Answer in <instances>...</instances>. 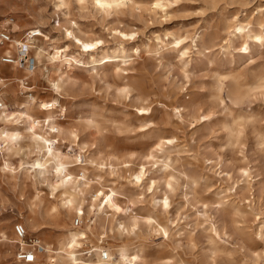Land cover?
I'll return each instance as SVG.
<instances>
[{
    "label": "rangeland",
    "instance_id": "rangeland-1",
    "mask_svg": "<svg viewBox=\"0 0 264 264\" xmlns=\"http://www.w3.org/2000/svg\"><path fill=\"white\" fill-rule=\"evenodd\" d=\"M158 1L166 7L156 6ZM64 2L0 0V19L12 20V40H29L34 49L28 58L35 67L19 64L16 80L4 82L14 100L1 90L0 98L14 112L29 106L40 121L47 114L56 119L65 131L57 147L81 158L88 169L92 187L86 201L98 174L103 176V192L115 191L102 216L106 231L98 238L85 231L83 259L89 256L87 249L99 245L113 254L106 264H128L118 254L122 246L129 256L137 253L135 264H264V88L254 84L264 77V36L260 42L245 36L232 43L230 28L235 21L252 19L253 29H258L264 24V0H121L119 7L106 11L92 0ZM178 36L187 37L180 49L172 44ZM244 42L249 43L248 55L236 49ZM39 47L51 54L53 47L67 49L88 66L93 65L90 55L99 59L125 54L131 64L123 72L116 61L98 62L97 68H62L69 81L58 97L49 82L47 56H34ZM4 67L13 65L0 62V79L8 76ZM26 77L30 79L22 88L18 81ZM236 83L245 89L241 104L227 97ZM124 87L127 94L121 93ZM144 103L151 115L139 118L136 108ZM197 111L207 117L196 119ZM68 130H77L76 141ZM158 139L171 143L156 152L155 164L147 157ZM32 157L22 151L17 159L30 162ZM141 164L146 180L155 181L153 192L146 180L137 187L129 178V169ZM243 170L250 172L249 186ZM168 175L173 178L170 188ZM15 177L16 186L0 174V228L6 240H13L11 226L16 222L34 234L28 228L31 218L41 228L34 235L51 249L67 230L86 227L87 220L74 227L77 217L63 209L56 218L43 215V209L57 203L46 185L35 186L41 195L31 204L32 186L21 175ZM164 197L166 208L160 202ZM120 223L128 227L122 234ZM45 259L42 251L35 263L45 264Z\"/></svg>",
    "mask_w": 264,
    "mask_h": 264
},
{
    "label": "bare ground",
    "instance_id": "bare-ground-1",
    "mask_svg": "<svg viewBox=\"0 0 264 264\" xmlns=\"http://www.w3.org/2000/svg\"><path fill=\"white\" fill-rule=\"evenodd\" d=\"M120 1L121 0H92V2L99 8L103 9V11L113 7H119L121 3ZM57 2L60 5H65L64 0H57ZM163 3L164 2L158 1L156 2V6L159 8L166 7V4ZM257 9L260 14L263 13L262 7H257ZM4 21L12 23L11 19ZM263 26L264 24L262 23L259 25L258 29L254 30L252 19H250L245 24L235 21L230 26L232 29L231 42L234 43V40L243 38L245 36L251 39V41L260 42L264 36ZM16 32L17 31H15V33ZM186 39L187 37L178 36L174 38L172 44L176 48L180 49L186 42ZM247 44L249 43H241L236 49H238V51L241 53L248 55L250 50ZM194 47L196 48L197 44H194ZM22 48H26L28 53L30 50L34 49L32 46H30L29 40L18 41L17 39L11 40L7 46L0 48V50H4V55L10 56L11 58L13 57L14 59V63L12 64L13 67L10 69L7 67L3 68L8 76H4V78L0 79L1 93L7 94V96L13 100L15 95L6 90L4 82L6 83L11 79L16 80L15 77L19 73L17 70L18 65L23 59H26L24 53L22 52ZM51 52L52 54L40 47L38 50L33 51L36 59H44L45 56H47L46 62L48 63L47 65H49V82L52 87V92L58 97L62 94L63 84L66 83V81H69V76L65 79L64 76H62L64 75L62 68L68 70L72 68H97L99 66L97 65L98 62L104 61L103 63L105 64L107 62L116 61V67H118L119 72H123L126 70L127 65L129 66L131 64L129 60L130 57L125 56V54L120 56H101L99 59H95L94 56L90 55V64L92 63L93 65L88 66L87 62H84L78 57L68 54L67 49H57L53 47ZM44 69L47 71V67H44ZM28 77L24 78V80L30 79ZM24 80L18 81L22 85V88L25 86ZM224 80L226 81L225 77ZM237 83L227 90V97L234 104H241L243 103L244 99H246L244 92L245 89L237 85ZM254 84L256 88H264V77L259 76L256 78V82ZM128 91L129 89L124 87L121 90V93L127 94ZM219 91L221 92V88ZM0 100L3 101V98H0ZM57 100V98H53L54 103H57ZM10 106L11 105H8L3 101V110L0 111V174L2 175L3 179L6 178L13 180V185L16 186L17 180L15 176L16 174H19L27 183L29 182V185L33 188L31 204H33V201L39 200L41 195V192L35 190V186L38 183L45 184L49 190L48 194L57 201V203L53 204L48 203L49 205H46L47 207L43 209L42 214L48 218H56L59 215V209H63L68 216L72 215L81 219V221L87 220L86 227L84 226L85 229L81 228L67 230V233L62 235V238L56 242L55 249H51L48 245L44 246L42 244L43 252L46 253L45 264H106L107 262L112 261L113 254L107 247L92 245L91 248L93 253L90 254L86 259H83L84 254L81 252L83 251L82 248L85 244V241L88 239L85 231L95 238L100 237L101 234L106 231L102 223V216L106 211L108 204L115 200L117 196L115 191L110 189L109 193H104L103 189L99 187L103 181V176L102 174H98L94 176L96 180V186H94L93 195L88 201H86L85 194L90 192L92 187L91 181H89L88 177V169L82 164L83 162L81 158H72L66 153H63L57 147L56 141L65 134V131L60 128V125L57 124L56 119L47 114L44 116L43 121H40L34 117L31 112L32 108H29V106H27L23 112H14L10 109ZM142 106L136 108V116L139 118H145L147 115H151V107H146L145 103V107ZM202 112L197 111L193 114V117L198 120L200 118L205 119L207 116ZM76 131H67L69 137L75 141L78 138V133ZM165 143H171V140L158 139L153 145L154 151H152L150 155L147 154V161L152 160L156 164V152L161 150V146ZM22 151H25L27 155H33L30 162L17 159ZM129 172V178L134 185L137 187H142L146 183L148 190L151 192L154 191L155 181L151 179L150 181L146 180L145 176L147 171L144 164H141L135 171H131V169H129ZM242 174L249 186L251 181L250 172L243 170ZM220 175L221 172L218 173L219 177ZM49 176H51L56 181H53L51 178H49ZM226 176L228 175L226 174ZM172 179V176L168 175L166 184L169 188L171 187ZM145 180L146 182L144 183ZM160 202L165 208L169 206L167 197H164ZM146 220L149 224H151L153 219L148 218ZM136 223V220L132 221V225H135ZM24 224L27 226V223ZM28 224L30 226L28 228H30L34 234L40 233L41 228L39 229L35 227L33 218H31V221L29 220ZM118 229L122 234L123 231L128 230V227L120 223L118 225ZM165 229H157V232L162 233L163 235H168V232ZM0 231H2L1 228ZM11 234L13 238V232H11ZM2 235L4 236L3 233ZM4 238L5 244L8 246L5 247L1 260L6 262L7 260L3 259V255L7 257L10 254L9 250L12 248V244H10L11 241L6 240L5 236ZM102 253H107L109 256L107 261L102 260ZM118 254L124 263L128 261V264H135L139 258L137 253L129 256V250L125 246L119 248ZM35 262L33 264H36ZM9 263L22 264L16 263L13 260Z\"/></svg>",
    "mask_w": 264,
    "mask_h": 264
},
{
    "label": "built area",
    "instance_id": "built-area-1",
    "mask_svg": "<svg viewBox=\"0 0 264 264\" xmlns=\"http://www.w3.org/2000/svg\"><path fill=\"white\" fill-rule=\"evenodd\" d=\"M29 32L26 34V36L29 35ZM28 38H34V35H29ZM11 40L12 32L10 29V23L0 19V48L7 46ZM22 52L24 53L26 59H23L20 64L22 66L28 67L30 70H34V62L32 61L31 63L27 56L28 50H26V48H22ZM1 63L5 65H12L14 63V59L10 56L3 55V57H1ZM27 81L28 80H24L25 86L28 84ZM2 110L3 103L0 101V111ZM81 225V219L76 218L73 226L80 227ZM11 228L13 232V240L10 242V244H12V248L9 250L10 255L8 256L7 260H13L16 263L22 264H33L35 260H37V256L43 251L40 239H38V237L34 234H29L21 222L14 223ZM4 250L5 238L0 231V264H6V262L1 260ZM92 253V249H87L85 251L86 256ZM101 258L102 260L107 261L109 256L107 253H102Z\"/></svg>",
    "mask_w": 264,
    "mask_h": 264
}]
</instances>
